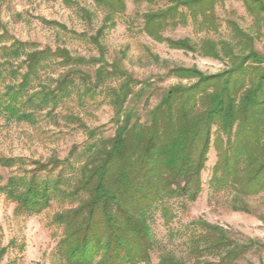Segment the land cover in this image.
Listing matches in <instances>:
<instances>
[{"label":"trees","instance_id":"obj_1","mask_svg":"<svg viewBox=\"0 0 264 264\" xmlns=\"http://www.w3.org/2000/svg\"><path fill=\"white\" fill-rule=\"evenodd\" d=\"M217 1L171 0L165 8L144 13V29L155 40L229 62L216 73L197 66H171L168 74L192 81L171 85L144 121L136 107L126 103L132 95L141 97L153 83L146 81L135 93L139 81L117 62L108 65L99 39L107 22L113 25L114 16L126 10V0H94L106 9V23L92 36L101 51L98 57L73 55L66 47L39 48L20 39L0 45V82L20 79L0 91V109L12 117L31 121L35 111L63 105L78 85L77 78L84 95L93 97L101 87L111 97L115 132L89 146L91 152L78 174L65 175L73 168L70 158L52 157L33 168L32 174L13 175L0 186V192L16 203L18 214L39 213L57 197L77 202L52 217L63 228L59 245L68 264H151L155 241L149 214L159 208L170 222V199L198 198L212 145L217 161L211 182L216 190L231 187L236 191V209L249 211L237 204L239 199L264 190V53L256 49L254 35L236 23V43L212 38L198 43L162 34L169 23L186 21L181 6L209 19ZM243 1L258 24L264 25V0ZM55 59L67 70L43 77ZM91 63H100L94 73L88 70ZM116 78L120 80L117 86L106 84ZM0 161L6 166L15 162L13 158ZM195 222L201 231L192 235L190 257L164 252L158 264H235L255 244L237 242L218 224L203 219ZM6 252L0 238V262Z\"/></svg>","mask_w":264,"mask_h":264},{"label":"rangeland","instance_id":"obj_2","mask_svg":"<svg viewBox=\"0 0 264 264\" xmlns=\"http://www.w3.org/2000/svg\"><path fill=\"white\" fill-rule=\"evenodd\" d=\"M170 4L171 0L154 3L126 0V10L114 16L113 25L107 22L99 37L108 65L117 62L139 81L134 87L135 93L145 87L146 81L153 83L145 87L141 97L132 95L126 103L136 107L142 121L148 118V110L160 101L171 85L192 81L168 74L171 66H197L206 73H216L229 65L226 58L172 48L167 41H157L146 33L144 13ZM180 9L187 13L186 21L169 23L162 31L164 36L189 37L198 43L205 38L236 43V23L254 35L256 49L264 53V25L258 24L243 0H218L209 19L202 14L193 15L184 6ZM105 14L106 9L94 0H0V35L5 32L0 45L20 39L39 48L66 47L73 55L98 57L101 51L92 36L106 23ZM51 20L57 23L47 22ZM99 64L91 63L89 72L94 73ZM67 68L55 59L42 75L58 76ZM18 81L20 79L6 78L0 82V91L5 90L9 82ZM77 83L72 96L63 105L53 110L46 107L35 111L31 121L12 117L0 109V158L15 160L12 166L0 161V186L13 175L32 174L33 168L52 157L70 158L73 168L67 169L65 175L73 178L91 152L89 146L101 137L114 134L117 122L106 88L100 87L90 97L82 93L78 78ZM119 83L117 78L106 82L111 86ZM91 132H94L93 137ZM216 161L217 152L212 145L202 172L200 195L195 201L186 197L170 199L173 212L170 222L159 208L149 214L155 241L151 264H158L164 252L189 258L192 235L201 231L195 222L198 219L222 226L239 243L255 242L235 264H264V190L239 199L237 204L248 207L249 211L236 209V191L231 187L216 190L211 182ZM61 167L55 169L54 175ZM39 173L45 175V171ZM76 204L57 197L39 213L18 214L16 203L0 192V238L1 244L7 247L0 264H68L59 245L63 228L54 224L52 217L55 212Z\"/></svg>","mask_w":264,"mask_h":264}]
</instances>
